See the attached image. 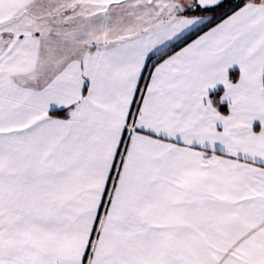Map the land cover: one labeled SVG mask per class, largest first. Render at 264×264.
<instances>
[{
	"label": "snow or ice",
	"instance_id": "1",
	"mask_svg": "<svg viewBox=\"0 0 264 264\" xmlns=\"http://www.w3.org/2000/svg\"><path fill=\"white\" fill-rule=\"evenodd\" d=\"M0 264H264V0H0Z\"/></svg>",
	"mask_w": 264,
	"mask_h": 264
}]
</instances>
